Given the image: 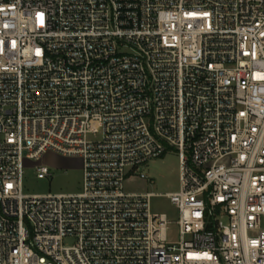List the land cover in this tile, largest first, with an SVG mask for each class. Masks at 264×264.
Masks as SVG:
<instances>
[{
	"label": "built area",
	"instance_id": "built-area-1",
	"mask_svg": "<svg viewBox=\"0 0 264 264\" xmlns=\"http://www.w3.org/2000/svg\"><path fill=\"white\" fill-rule=\"evenodd\" d=\"M170 151L176 223L126 190ZM0 264H264V0H0Z\"/></svg>",
	"mask_w": 264,
	"mask_h": 264
},
{
	"label": "rangeland",
	"instance_id": "rangeland-1",
	"mask_svg": "<svg viewBox=\"0 0 264 264\" xmlns=\"http://www.w3.org/2000/svg\"><path fill=\"white\" fill-rule=\"evenodd\" d=\"M37 166H46L51 170L52 177L40 180L37 178ZM25 175L23 193L25 195H74L82 191V161L80 158H64L48 153L39 163L28 160L24 162ZM143 172L149 180L129 179L126 187L130 193H150L156 196L152 199V209L155 213L167 214L173 223L178 221V213L166 197L167 194L179 190V158L173 152H168L162 159L148 164ZM170 241L178 240V228L174 224L169 232ZM76 244L75 239L65 241L66 246Z\"/></svg>",
	"mask_w": 264,
	"mask_h": 264
}]
</instances>
